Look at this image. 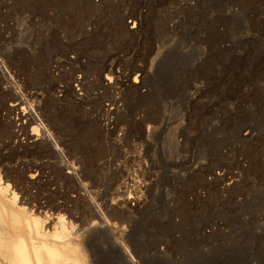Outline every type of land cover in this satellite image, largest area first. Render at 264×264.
<instances>
[{
	"label": "rangeland",
	"instance_id": "rangeland-1",
	"mask_svg": "<svg viewBox=\"0 0 264 264\" xmlns=\"http://www.w3.org/2000/svg\"><path fill=\"white\" fill-rule=\"evenodd\" d=\"M0 177L80 264H264V0H0Z\"/></svg>",
	"mask_w": 264,
	"mask_h": 264
},
{
	"label": "bare ground",
	"instance_id": "bare-ground-1",
	"mask_svg": "<svg viewBox=\"0 0 264 264\" xmlns=\"http://www.w3.org/2000/svg\"><path fill=\"white\" fill-rule=\"evenodd\" d=\"M106 80L108 84L113 82L109 76ZM137 81L138 78L134 82ZM32 135L33 143L41 141L40 135ZM10 187L0 177V194L4 200V204L0 202V264H69L70 257L76 258L75 264H80L78 253L85 247L78 239L76 226L66 222L61 213L38 215L28 208L30 202L21 200ZM60 253L65 262L58 258Z\"/></svg>",
	"mask_w": 264,
	"mask_h": 264
}]
</instances>
